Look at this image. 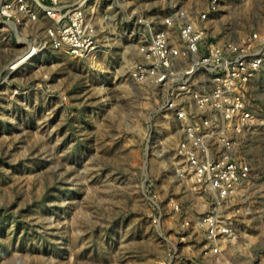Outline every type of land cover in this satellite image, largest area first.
Segmentation results:
<instances>
[{
  "label": "rangeland",
  "instance_id": "374dc122",
  "mask_svg": "<svg viewBox=\"0 0 264 264\" xmlns=\"http://www.w3.org/2000/svg\"><path fill=\"white\" fill-rule=\"evenodd\" d=\"M206 8L207 0H92L99 51L83 58L52 49L29 58L51 22L0 17V264H264L262 134L240 143L252 179L229 201L227 259L205 258L192 221L211 201L178 176L174 126L155 112L154 89L129 77L142 37L132 17ZM213 26L229 40L264 34V0H221ZM248 101L264 120V67ZM146 188L160 194L162 219Z\"/></svg>",
  "mask_w": 264,
  "mask_h": 264
},
{
  "label": "built area",
  "instance_id": "2783aa9c",
  "mask_svg": "<svg viewBox=\"0 0 264 264\" xmlns=\"http://www.w3.org/2000/svg\"><path fill=\"white\" fill-rule=\"evenodd\" d=\"M91 1L61 6L53 0L48 6L40 1L34 5L29 0H2L0 17L18 24L35 25L43 17L51 22L40 30L39 50L29 52V58L43 56L48 49L83 58L99 51L97 36L88 25ZM220 5L221 0H207V8L199 13L180 9L157 22L132 17L142 37L133 47L129 77L154 89L155 112L166 115L174 126L178 176L199 198L211 201L206 213L192 221L204 236L200 252L205 258L225 261L234 236L229 201L239 198V187L252 179V165L247 155L240 154V143L257 132L264 138V120L248 101L264 67V34L218 38L213 25ZM146 190L162 219L160 194ZM170 208L175 216L181 214L178 203L172 201ZM190 226L183 220V227Z\"/></svg>",
  "mask_w": 264,
  "mask_h": 264
},
{
  "label": "bare ground",
  "instance_id": "6f19581e",
  "mask_svg": "<svg viewBox=\"0 0 264 264\" xmlns=\"http://www.w3.org/2000/svg\"><path fill=\"white\" fill-rule=\"evenodd\" d=\"M11 26H14V25L12 24ZM120 69H121V68H120ZM120 72H121V70H120Z\"/></svg>",
  "mask_w": 264,
  "mask_h": 264
}]
</instances>
